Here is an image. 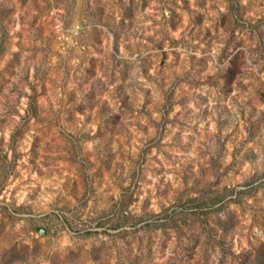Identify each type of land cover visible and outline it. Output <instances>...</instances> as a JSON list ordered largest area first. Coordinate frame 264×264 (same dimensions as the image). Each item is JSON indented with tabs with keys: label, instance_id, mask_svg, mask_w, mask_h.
I'll return each instance as SVG.
<instances>
[{
	"label": "rangeland",
	"instance_id": "obj_1",
	"mask_svg": "<svg viewBox=\"0 0 264 264\" xmlns=\"http://www.w3.org/2000/svg\"><path fill=\"white\" fill-rule=\"evenodd\" d=\"M0 264H264V0H0Z\"/></svg>",
	"mask_w": 264,
	"mask_h": 264
}]
</instances>
